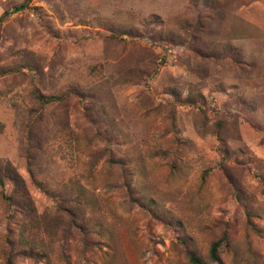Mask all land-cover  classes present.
Returning a JSON list of instances; mask_svg holds the SVG:
<instances>
[{
    "label": "rangeland",
    "instance_id": "374dc122",
    "mask_svg": "<svg viewBox=\"0 0 264 264\" xmlns=\"http://www.w3.org/2000/svg\"><path fill=\"white\" fill-rule=\"evenodd\" d=\"M4 13L0 264H264V0Z\"/></svg>",
    "mask_w": 264,
    "mask_h": 264
},
{
    "label": "trees",
    "instance_id": "16d2710c",
    "mask_svg": "<svg viewBox=\"0 0 264 264\" xmlns=\"http://www.w3.org/2000/svg\"><path fill=\"white\" fill-rule=\"evenodd\" d=\"M24 7H25V5H22L20 7L18 6V7H16V11H20ZM3 16H5V17H2L0 19V22H2L6 18L7 14L4 13ZM200 25H201V23H199V26ZM207 26H209V25H207ZM195 32L198 33L199 32V28ZM191 35H192V37H194V40L197 42V45L199 46V43L202 41V37H199L195 33H191ZM203 49H205V48H202V50ZM205 50H207V49H205ZM204 54L206 55L207 53H204ZM35 97L40 103H44V104H50V103H53V102H61V101L64 100V97L45 96V95H41L39 93H36ZM243 100H245V102L244 101L242 103L239 102V106L245 105L246 97ZM189 102H191V101H189ZM255 103H257L256 100H255V102H253L251 104V106H253V104H255ZM213 127H214L213 130H215L214 133L218 130L217 136H221V131L226 127V121L225 120H218L216 125H214ZM6 171H7L6 176H9V177L12 176V178H15L16 183H19V181H20L19 176L16 174L14 169L12 170V169L8 168V169H6ZM4 185H5L4 178L0 177V187L3 188ZM223 242H227L228 243V237H227L226 234H224L223 237L219 241H216V242H214L212 244V247H211V259L214 262H219V260H220L219 259V248H220V246L222 245ZM190 260H191L192 264H206L204 262V260H202V258H199L196 254H191L190 255ZM9 264H12L11 261H9Z\"/></svg>",
    "mask_w": 264,
    "mask_h": 264
}]
</instances>
